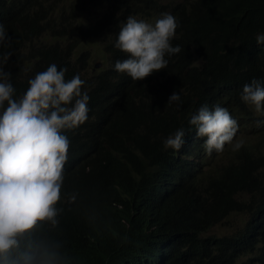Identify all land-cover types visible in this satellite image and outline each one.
Returning <instances> with one entry per match:
<instances>
[{
	"label": "clouds",
	"instance_id": "9594fccd",
	"mask_svg": "<svg viewBox=\"0 0 264 264\" xmlns=\"http://www.w3.org/2000/svg\"><path fill=\"white\" fill-rule=\"evenodd\" d=\"M154 1L117 0L112 12L101 10L99 18L109 22L105 36H101L87 21L96 10L84 0L75 16L88 26L72 36L68 48L76 58L72 60L68 50L67 59L69 66L80 72L70 80L65 79L67 68L53 63L28 80L26 91L17 94L10 82L16 67L10 61L12 54L0 51V254L17 247V237L34 226L87 224L81 223L86 216L69 206L76 195L66 194L63 178L73 167V139L88 127L90 97L83 87L85 78L92 84L94 68L100 63L90 67L92 55L83 53L74 40L102 38L105 51L112 45L127 56L115 61L114 70L134 81L143 80L167 67L166 55L181 52L179 45L172 46L179 27L177 18L168 11L174 4L161 0L164 11L149 16L135 12L142 5L149 8ZM193 1L180 0L185 4ZM244 4L251 6L244 17L253 27L260 19L264 22V0H245ZM254 38L255 53L222 68L206 89L196 93L200 102L158 138L150 156H139L130 171V189L119 191L116 183L106 182L103 208L95 214L102 212L101 221L114 219L122 239L134 244L137 258L130 264H252V254L231 248L237 244L233 236L244 232L250 217L248 212L237 210L236 204L252 206L264 215V195L230 186L225 172L240 162L243 148L262 154L260 143L242 146L237 142L247 122L257 123L264 115V33ZM10 41L0 24V49L10 47ZM104 58L108 65V58ZM179 101V93H173L167 103ZM233 101L246 107L244 119L230 106ZM249 109L262 113L259 120L251 119ZM257 131L253 124L251 132L257 135ZM232 142L233 151L240 148L237 162L210 176L215 171L210 157ZM195 171L205 181L196 179ZM148 174L153 177L147 182ZM257 174L264 178V166ZM222 201L229 204L227 215L221 212ZM245 213L247 218L238 227L228 231L217 228L233 220L234 214ZM61 245L59 241L55 248L41 243L35 251L23 254L20 264H55L60 260L89 264L84 258L68 259L57 249ZM222 249H228L224 256ZM100 255L90 264H109L100 260Z\"/></svg>",
	"mask_w": 264,
	"mask_h": 264
},
{
	"label": "trees",
	"instance_id": "16d2710c",
	"mask_svg": "<svg viewBox=\"0 0 264 264\" xmlns=\"http://www.w3.org/2000/svg\"><path fill=\"white\" fill-rule=\"evenodd\" d=\"M83 1L0 0V24L11 37V46L0 51L12 54L10 61L16 67L10 82L17 94L26 91L28 80L50 64L67 68L66 80L80 72L70 67L67 59L70 53L72 60L76 58L68 48L72 36L88 26L75 16ZM85 1L96 10L87 21L97 35L105 36L109 22L99 18V12L105 9L112 12L117 0ZM244 1L195 0L185 4L169 0L174 7L168 11L179 24L172 46L179 45L181 52L166 55L167 67L143 80L134 81L127 74L115 71V61L127 56L112 45L106 49L104 57L108 58V65L93 72L92 84L85 78L83 87L90 97L88 127L73 139V167L63 178L66 194L76 195L69 206L83 213L86 217L81 223L87 221V224L74 227L58 222L53 227L34 226L17 237V247L0 254V264H20L23 254L35 251L41 243L55 248L57 241L62 243L57 249L68 259L84 258L90 264L101 253L100 260H108L109 264H130L136 260V247L122 239L114 219L101 221L102 212L95 214L104 205V186L109 180L116 183L119 191L130 189V171L139 156L148 158L149 151L157 148L158 138L177 123L178 117L200 102L196 93L206 89L230 62L236 63L255 53L258 48L254 36L264 33V22L260 19L253 27L244 17L251 7ZM164 7L161 0H155L149 8L142 5L135 12L143 11L149 16L164 11ZM173 93H179L180 101L167 103ZM230 106L241 120L245 118L246 107L241 101H233ZM242 156L236 166L226 169L229 185L264 195V178L257 174L264 166V156L257 149L248 152L247 148L242 149ZM194 176L205 181L197 171ZM152 177L148 174L147 182ZM213 188L211 185V192ZM220 208L223 215L230 211L227 201L220 202ZM236 209L248 212L250 217L244 232L233 236L237 244L231 248L252 254V264H264V215L252 206L236 204ZM227 250L222 249L221 255ZM55 264L65 262L60 260Z\"/></svg>",
	"mask_w": 264,
	"mask_h": 264
},
{
	"label": "rangeland",
	"instance_id": "374dc122",
	"mask_svg": "<svg viewBox=\"0 0 264 264\" xmlns=\"http://www.w3.org/2000/svg\"><path fill=\"white\" fill-rule=\"evenodd\" d=\"M74 41L77 43L79 49L83 53L92 55V58L89 61L90 67H93L94 65L100 63L98 67L94 68V71H98L100 69H103L105 66H107V60L102 56L103 52H105V50L102 48V46L105 45V42L102 38H96V37H87L85 39L77 38ZM107 41L108 39L106 40V43ZM248 115L251 116V119L255 118L256 120H259V117L262 116V113H256L254 110L249 109ZM253 124H256L258 128L257 135L251 132V128ZM237 142H242V146L248 144L254 145L260 143L259 151H261L262 154L264 155V115L262 120L258 121L257 123H253L251 120L248 121L247 124L245 125V129L240 132L239 137L237 138ZM233 144L235 143L233 142L231 144L226 143L223 151H220L217 154H215V156L210 157L215 161V171L210 173V176L215 175L219 170L230 165L231 163L237 162L236 156L240 148L238 150L233 151ZM246 218H247L246 213L242 215L234 214L233 220L229 221L226 224H219L217 225V228L221 231H228L230 229H234L238 227L240 223L244 221Z\"/></svg>",
	"mask_w": 264,
	"mask_h": 264
}]
</instances>
